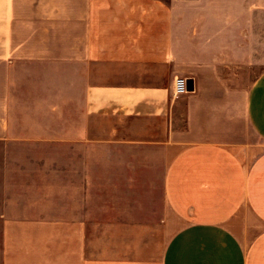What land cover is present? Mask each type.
Masks as SVG:
<instances>
[{
	"label": "crops",
	"instance_id": "0c3cea01",
	"mask_svg": "<svg viewBox=\"0 0 264 264\" xmlns=\"http://www.w3.org/2000/svg\"><path fill=\"white\" fill-rule=\"evenodd\" d=\"M257 2L0 0V264H264Z\"/></svg>",
	"mask_w": 264,
	"mask_h": 264
},
{
	"label": "rangeland",
	"instance_id": "374dc122",
	"mask_svg": "<svg viewBox=\"0 0 264 264\" xmlns=\"http://www.w3.org/2000/svg\"><path fill=\"white\" fill-rule=\"evenodd\" d=\"M252 21H264V12H261L260 3L257 2L256 4L253 3V16ZM257 63L251 64L250 66L247 65L245 67H237L235 69V73L233 74L230 70L228 75L229 77L233 78V80L237 84H245L246 86L253 82L257 76L264 70V58L255 59ZM256 141L255 137L252 139ZM0 245H1V233H0Z\"/></svg>",
	"mask_w": 264,
	"mask_h": 264
},
{
	"label": "built area",
	"instance_id": "2783aa9c",
	"mask_svg": "<svg viewBox=\"0 0 264 264\" xmlns=\"http://www.w3.org/2000/svg\"><path fill=\"white\" fill-rule=\"evenodd\" d=\"M189 91L188 81L184 77H176L174 81V94L181 95Z\"/></svg>",
	"mask_w": 264,
	"mask_h": 264
},
{
	"label": "water",
	"instance_id": "95a60500",
	"mask_svg": "<svg viewBox=\"0 0 264 264\" xmlns=\"http://www.w3.org/2000/svg\"><path fill=\"white\" fill-rule=\"evenodd\" d=\"M188 89H189V90H193V85H189V84H188Z\"/></svg>",
	"mask_w": 264,
	"mask_h": 264
}]
</instances>
